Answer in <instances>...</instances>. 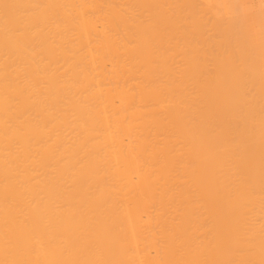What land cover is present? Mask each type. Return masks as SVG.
I'll list each match as a JSON object with an SVG mask.
<instances>
[{"label":"bare ground","instance_id":"obj_1","mask_svg":"<svg viewBox=\"0 0 264 264\" xmlns=\"http://www.w3.org/2000/svg\"><path fill=\"white\" fill-rule=\"evenodd\" d=\"M119 59L116 0H0V264H264V85Z\"/></svg>","mask_w":264,"mask_h":264},{"label":"rangeland","instance_id":"obj_2","mask_svg":"<svg viewBox=\"0 0 264 264\" xmlns=\"http://www.w3.org/2000/svg\"><path fill=\"white\" fill-rule=\"evenodd\" d=\"M116 48L122 63L145 55L175 65L189 94L233 55L263 86L264 0H116Z\"/></svg>","mask_w":264,"mask_h":264}]
</instances>
